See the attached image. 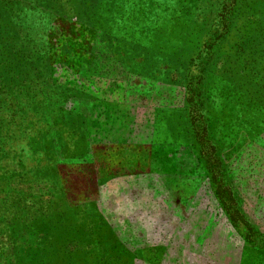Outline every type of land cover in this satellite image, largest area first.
I'll list each match as a JSON object with an SVG mask.
<instances>
[{
  "label": "rangeland",
  "instance_id": "obj_1",
  "mask_svg": "<svg viewBox=\"0 0 264 264\" xmlns=\"http://www.w3.org/2000/svg\"><path fill=\"white\" fill-rule=\"evenodd\" d=\"M0 264H264V0H0Z\"/></svg>",
  "mask_w": 264,
  "mask_h": 264
}]
</instances>
